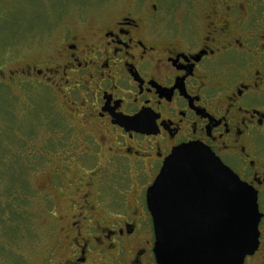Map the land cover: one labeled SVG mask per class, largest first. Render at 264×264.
Wrapping results in <instances>:
<instances>
[{"label":"flooded vegetation","instance_id":"1","mask_svg":"<svg viewBox=\"0 0 264 264\" xmlns=\"http://www.w3.org/2000/svg\"><path fill=\"white\" fill-rule=\"evenodd\" d=\"M39 1L26 4L37 16L26 25V61L8 80L47 87L62 100L60 115L77 124L76 136L59 130L69 145L54 158L40 153L62 163L54 188L73 184L77 196L51 214L52 250L64 253L57 264H158L147 191L188 143L208 147L257 192L259 244L244 264H264V17L254 14L264 13V0H187L202 3L187 21L202 16L197 35L165 30V0H131L140 14L91 21L77 0ZM79 163L97 168L66 175Z\"/></svg>","mask_w":264,"mask_h":264},{"label":"rangeland","instance_id":"2","mask_svg":"<svg viewBox=\"0 0 264 264\" xmlns=\"http://www.w3.org/2000/svg\"><path fill=\"white\" fill-rule=\"evenodd\" d=\"M77 1L78 14L88 16L90 21L94 16H112L127 10L138 15L143 6L137 3L138 7L131 9V0ZM201 1L206 7L211 2ZM201 1L193 6L187 0H165L169 4L165 30L201 33L204 22L201 26V15L200 23L187 24L188 16L199 14ZM239 1L250 5L246 0ZM28 2L40 3L39 0H0V264H57L64 253L52 250L55 220L51 214L58 209L63 212L69 207V197L77 196L72 193L73 184L67 188L58 183V189L54 188L52 174L62 163L46 161L40 153L46 150L47 156L54 158L52 153L59 151L66 141L59 139V130L70 127L76 136L73 127L77 124L72 126L75 122L60 115L62 100L47 87L8 80V70L26 61V25L28 29L32 27L33 15L37 16V12H26ZM49 2L52 7L61 5V0ZM261 9L257 8L255 18L259 13L264 17ZM73 144L76 146L78 141ZM99 162L103 164L102 160ZM93 168L97 164L79 163L72 165L66 175L69 173L75 179L79 172L87 173ZM62 191L67 192L66 196L59 195ZM262 199L264 210V196Z\"/></svg>","mask_w":264,"mask_h":264},{"label":"water","instance_id":"3","mask_svg":"<svg viewBox=\"0 0 264 264\" xmlns=\"http://www.w3.org/2000/svg\"><path fill=\"white\" fill-rule=\"evenodd\" d=\"M147 204L158 264H244L258 248L257 192L202 144L172 152Z\"/></svg>","mask_w":264,"mask_h":264},{"label":"trees","instance_id":"4","mask_svg":"<svg viewBox=\"0 0 264 264\" xmlns=\"http://www.w3.org/2000/svg\"><path fill=\"white\" fill-rule=\"evenodd\" d=\"M27 165V164H26Z\"/></svg>","mask_w":264,"mask_h":264}]
</instances>
